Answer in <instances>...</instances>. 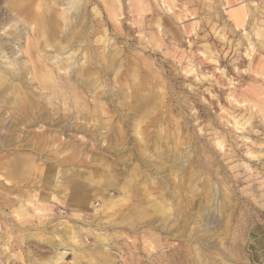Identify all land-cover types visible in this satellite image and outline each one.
<instances>
[{
  "label": "rangeland",
  "instance_id": "374dc122",
  "mask_svg": "<svg viewBox=\"0 0 264 264\" xmlns=\"http://www.w3.org/2000/svg\"><path fill=\"white\" fill-rule=\"evenodd\" d=\"M0 85V264H264V0H0Z\"/></svg>",
  "mask_w": 264,
  "mask_h": 264
},
{
  "label": "bare ground",
  "instance_id": "6f19581e",
  "mask_svg": "<svg viewBox=\"0 0 264 264\" xmlns=\"http://www.w3.org/2000/svg\"><path fill=\"white\" fill-rule=\"evenodd\" d=\"M94 30V29H93ZM93 33V32H92ZM22 35V34H21ZM48 44V43H47ZM77 48V47H76ZM71 59V58H70ZM69 59V60H70ZM40 63H42V62H40ZM22 68V67H21ZM75 69V68H74ZM25 71V70H24ZM54 71V70H53ZM56 73V72H55ZM76 73V72H75ZM73 76V75H72ZM8 77V76H7ZM38 77H40V76H38ZM11 80V79H10ZM9 80V81H10ZM0 87H1V85H0ZM33 87V86H32ZM4 88H6V87H4ZM18 89V88H17ZM28 91V90H27ZM29 92H30V94H32V91H30L29 90ZM20 94V93H19ZM45 96V95H44ZM99 97V96H98ZM29 100H31V98H29ZM44 101V100H43ZM6 101L4 102V107L3 108H1L0 109V111H2V109L4 110V108L6 107ZM23 106V105H22ZM32 107H35L34 105L32 106ZM32 107H29V106H23V107H21V106H18V108L19 109H23V111H22V109H21V113L22 114H24V116L25 117H27L26 118V121L28 122V124L30 125V126H34V124L38 121V120H40V118H39V114H41V113H39L40 111L38 110V108L37 109H35V108H32ZM17 107H15L14 109H12L11 108V110L13 111V114H12V116L13 117H18V115H17V113H19L20 112V110L18 109ZM43 113V112H42ZM75 121V120H74ZM17 122H19V121H17ZM39 122V121H38ZM20 124V123H19ZM74 125V124H73ZM6 126H7V124H6ZM17 126V125H16ZM15 126V127H16ZM4 127V126H3ZM24 127H25V124H24ZM5 128V127H4ZM8 128V127H7ZM6 128V129H7ZM11 129V128H10ZM115 129V128H114ZM8 130V129H7ZM10 131V130H9ZM18 131V130H17ZM67 136V135H66ZM1 138V137H0ZM6 138V137H5ZM3 140V139H2ZM6 140V139H5ZM1 142V141H0ZM6 142H8V138H7V141ZM13 143V142H12ZM70 152V151H69ZM68 152V153H69ZM43 155V154H42ZM42 162V161H41ZM59 169V168H58ZM62 182V181H61ZM164 182V181H163ZM1 197V196H0ZM16 197V196H15ZM105 204V203H104ZM32 210V209H31ZM56 220V219H55ZM87 226V225H86ZM69 231V230H68ZM48 236V235H47ZM72 236V235H71ZM71 241H72V239H71ZM58 260V259H57ZM105 263V262H104Z\"/></svg>",
  "mask_w": 264,
  "mask_h": 264
}]
</instances>
